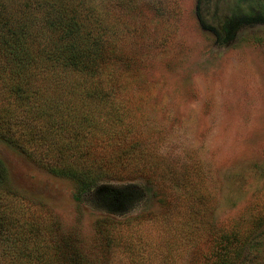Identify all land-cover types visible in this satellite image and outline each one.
I'll return each mask as SVG.
<instances>
[{"label":"rangeland","instance_id":"1","mask_svg":"<svg viewBox=\"0 0 264 264\" xmlns=\"http://www.w3.org/2000/svg\"><path fill=\"white\" fill-rule=\"evenodd\" d=\"M90 1L112 50L101 70L109 104L134 147L117 178L133 192L115 209L96 193L76 202L69 180L0 141L10 193L31 202V217L77 234L88 264H200L235 226L264 243V23L219 45L200 27L195 0ZM114 144L92 149L107 156ZM104 215L122 221L121 243L107 253L94 234ZM240 264H264V248L247 249Z\"/></svg>","mask_w":264,"mask_h":264},{"label":"trees","instance_id":"2","mask_svg":"<svg viewBox=\"0 0 264 264\" xmlns=\"http://www.w3.org/2000/svg\"><path fill=\"white\" fill-rule=\"evenodd\" d=\"M100 10L90 0H0V141L69 180L76 202L96 193L115 209L133 192L117 174L134 147H125L120 111L109 104L101 70L112 50L97 27ZM195 13L223 45L241 27L264 23V0H195ZM108 143L115 151L107 156L92 149ZM9 184L0 158V264H88L77 234L61 232L48 216L31 217V202L17 200ZM121 224L116 216L95 219L102 252L121 243ZM257 236L236 226L220 231L200 264H240L247 249L263 251Z\"/></svg>","mask_w":264,"mask_h":264}]
</instances>
